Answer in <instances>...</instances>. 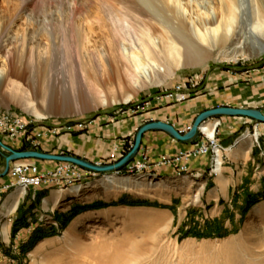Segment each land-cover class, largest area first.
<instances>
[{
	"label": "rangeland",
	"instance_id": "obj_1",
	"mask_svg": "<svg viewBox=\"0 0 264 264\" xmlns=\"http://www.w3.org/2000/svg\"><path fill=\"white\" fill-rule=\"evenodd\" d=\"M178 2L179 14L190 33H194L195 28L202 32L199 24L197 27L199 19L207 20L208 13L217 12L216 0ZM145 14L134 7L132 0H0V119L8 116L3 112H12L38 127L54 128L57 134L50 139L58 141L65 134L85 133L101 115L106 118L121 114L137 116L153 112L157 109L156 105L163 101H168L166 105H171L169 109H177L189 99L204 94L211 83L210 75L221 71L244 72L241 89L247 100L241 106L259 108L264 112V51L252 53L251 45L232 53L228 49L226 54L216 49L211 57L184 62L173 69L172 74L158 75L159 81L153 85L132 89L128 85L132 75L128 79L129 75L121 70L130 55L144 63L152 60L153 53L159 63L170 61L159 48L163 45L157 35L162 31L159 25H155L152 35L156 51L144 53L149 45L142 35L148 22V15ZM166 30L170 36L172 32L167 26ZM126 33L130 34L129 38H125ZM121 50L130 53L128 58H123ZM115 76L122 82L114 80ZM187 79L190 83H186L179 100L170 99L169 93ZM128 95L130 98L125 100ZM101 100H105L106 104H101ZM35 113L41 114V117L35 118L38 117ZM170 117L172 119L173 114ZM221 117L224 116H215L210 119L212 122L206 121L210 125L218 122L216 128L213 127L217 137ZM241 120L240 128L231 136V145L220 141L226 148L218 172L212 171L214 160L209 154L208 166L202 173H192L189 169L180 173H164L156 165L157 161L149 160L144 150L139 154L146 156L145 168L125 166L118 172L119 175L142 177L146 183L150 181L141 187L127 190L92 187L91 184L102 174H89L66 182L63 188L58 182H50L57 189H66L70 196L84 205L120 199L145 200L148 204L121 203L103 207L106 209L102 211L85 212L67 223L66 229L52 232L49 236L56 235L55 242L36 248L34 246L40 239L33 246H26L36 234L31 233L26 243L20 244V248L22 245L26 247L18 255L11 254L10 259L14 261L1 258L0 264H107L100 261L117 253L127 257L126 261H118L117 264H264V246H259L264 241V188L256 195L247 194L244 197L240 222L235 228L222 229V232L209 229L201 232L196 227L192 229L186 212L198 199L200 182L221 173L227 152L238 141H243L246 133L248 139L244 141L262 146L264 124L259 127L261 122L245 117ZM74 121H85L88 126L86 129L74 128L73 132L63 129L64 124ZM175 121H178L177 118ZM135 131L120 137L116 143H120L118 148L130 147ZM201 137L203 135L199 134L192 143ZM36 138H44V131H36ZM1 140L9 145L4 137ZM11 147L31 149L24 144ZM45 152L69 153L64 149ZM5 153L0 149L1 169ZM53 163L52 168L45 169H54L58 162ZM77 186L82 188L78 194L73 192ZM29 189L22 191L12 182L9 187H3L5 193L0 195V203L4 198L11 197L15 190L20 193L17 194L18 202L21 193L28 194ZM157 204H166L169 208ZM7 211L5 214L12 212ZM184 211L186 213L180 219ZM79 217L78 225L70 229ZM7 219L11 220L10 215H5L4 220ZM40 221L45 227H57L51 215H41Z\"/></svg>",
	"mask_w": 264,
	"mask_h": 264
},
{
	"label": "crops",
	"instance_id": "obj_2",
	"mask_svg": "<svg viewBox=\"0 0 264 264\" xmlns=\"http://www.w3.org/2000/svg\"><path fill=\"white\" fill-rule=\"evenodd\" d=\"M244 76V72H214L210 75L209 82L211 81V83L208 85L206 92L189 99L185 102V105L177 109H169L171 105H166L168 101H163L156 105L157 109L153 112H143L137 116L126 117L127 114H121L106 118L101 115L94 120L85 133L65 134L58 141L45 138L40 148L54 152L64 149L71 154L84 157L93 162L101 161L106 158L120 137L131 131L134 132L139 125L147 120L167 121L180 130L190 126L196 114L203 109L216 105L241 106L247 100L245 92L241 89L243 86L241 81ZM237 85L238 87H236ZM172 114L174 117L171 119L170 115ZM123 117L126 118L123 119ZM35 118L39 119V117ZM114 118L118 121H112ZM175 118L178 121H175ZM219 120L221 124L218 126V138L222 143L231 145L232 141L230 142L229 139L240 128L243 121L241 117L232 116H224ZM212 121L209 120V122ZM261 124L264 123H260L259 127L262 126ZM262 135H264V132H262ZM261 144L262 146L257 147L247 141L238 142L227 152V159L221 173L215 178L200 182L198 199L194 200L186 210L189 214L192 229L196 227L201 232H207V229L212 232H222V229L236 227L240 222V210L244 197L247 194L256 195L262 192L264 188L263 136L261 137ZM11 145L19 147L21 145L20 139L18 138L16 143ZM193 146L194 143L177 141L163 131L149 130L142 135L138 153L145 150L149 160L155 162L161 154L172 156L179 150L190 149ZM26 160L37 163L41 169L52 168L55 165L53 161ZM183 162L188 164V171L202 173L208 166V157L198 156ZM159 170L164 173H173V168L168 165L160 166ZM10 181L11 177L9 175L0 177V195L5 193L1 189L2 186ZM50 184L52 183L36 185L29 189L30 193H21L17 207L16 209L13 208L12 212L9 211L11 213L7 211L11 203V200L6 203L9 197L4 198L0 203V259L14 261L10 259L11 254L18 255L21 250L20 244L26 243L28 236L31 233L33 234L36 229L41 233H58L62 229H66L77 216L89 211L106 209L82 211L81 207L84 203L70 196L66 189H57ZM97 202L103 203L104 201ZM73 210L78 213L73 215ZM5 211L9 214H5ZM186 212L184 211L180 219H183ZM46 214L52 216L57 227L42 225L40 216ZM5 215H10L11 220H4ZM67 223L69 224L67 225ZM56 238V235L43 237L35 244L34 248L42 244L53 243Z\"/></svg>",
	"mask_w": 264,
	"mask_h": 264
},
{
	"label": "bare ground",
	"instance_id": "obj_3",
	"mask_svg": "<svg viewBox=\"0 0 264 264\" xmlns=\"http://www.w3.org/2000/svg\"><path fill=\"white\" fill-rule=\"evenodd\" d=\"M132 1L137 10L140 12L144 11L146 13L145 15H148L146 32L142 33V35L144 36L143 39L147 44L149 43V45L147 46L148 48L144 49V53H151V51L154 50L155 41L152 35L156 30L155 25H159L162 31L157 35H159V42L163 44L160 45L159 48L160 51L165 52L166 56L170 59L166 64L159 63L157 62L158 60H156L158 57H155L153 53L150 57L152 60L144 63L137 58H133L129 52L121 50L123 58H128L130 55L128 62L122 64L121 70L129 75L128 79H130L132 75L131 81H128V85L131 86L132 89L139 90L147 85H153L159 81L157 78L158 75L172 74L173 69L183 65L184 62H196L205 56L211 57L213 51L216 49L219 50V53L226 54L228 49L230 51L229 53H232L245 48L247 45H251L252 53L259 54L264 51V0H216L217 12L213 11L212 13H208L207 20L199 19L197 27L199 24L198 28L203 30L200 32L195 28L196 30L194 29V33L191 32L192 34L187 30V26L181 14H179L180 4L178 0ZM166 26L170 29V32H172L170 36L166 34ZM129 35L130 34L126 33L125 38ZM157 41L156 43L159 44ZM181 54L183 55L181 56ZM114 80L119 83L122 82L118 76H115ZM129 98L130 95H128L125 100ZM101 104H106V101L101 100ZM35 114L41 117V114ZM0 121H8V116H4ZM217 125L218 122H214L212 125L204 122L199 126V129L207 136L212 137L215 131L213 127L215 126L216 128ZM246 138L248 139L247 133L242 137V140L244 141ZM5 140L11 145L9 139L5 138ZM14 143H16V141ZM220 151L221 147L211 148V160H214L213 172H218L220 169V163L218 162L220 160L218 158V156H220ZM177 172L180 173V171ZM149 182L150 181L147 183ZM15 183L22 191L30 187V181L28 180H18ZM147 183L142 177L119 175L117 172L103 174L100 178L95 180L91 186L94 188L99 186L117 190H127L134 187H141ZM81 189L82 188L79 186L74 187L73 192L78 194ZM17 194L19 195L20 193L14 192L12 196L9 197V200L6 201V203H9L11 200L9 211L16 206ZM80 219V217L77 218V220L70 225V229H74L75 226L78 225L77 222ZM66 233H68V231ZM259 246H264V241L260 242ZM126 260L127 257L125 258L122 253H117L101 260L100 263L117 264L118 261Z\"/></svg>",
	"mask_w": 264,
	"mask_h": 264
},
{
	"label": "built area",
	"instance_id": "obj_4",
	"mask_svg": "<svg viewBox=\"0 0 264 264\" xmlns=\"http://www.w3.org/2000/svg\"><path fill=\"white\" fill-rule=\"evenodd\" d=\"M186 83H190V80L181 82L176 85L175 91L169 93L170 99L179 100V94H183L184 88H186ZM8 113V121H0V139L5 137L9 139L11 144L19 138L21 144L28 145L31 149L38 150L45 138H50L57 133H54V128L38 127L35 124L29 123V119H25L22 116L14 114L12 112ZM87 124L85 121H74V123H66L63 129L68 132H73L74 128L86 129ZM44 129V130H43ZM189 128L180 129L182 132L187 131ZM36 131H44V138H36ZM199 134L203 135L199 140L194 143V146L190 149L179 150L175 155L159 156L156 165L163 166L168 165L173 168V171H185L188 170V164L183 162L184 160H189L198 156H209L211 154V148L221 147V156L218 162L221 168L223 164V153L225 148L219 138L216 135V130L212 137L207 136L199 129ZM133 144V139H130V147ZM12 146V145H11ZM118 148V144H114L111 151L108 153L105 159L101 161H96L97 163H113L117 161L121 156H123L129 149ZM146 156L137 154L133 161L129 162L125 168H136L143 169L146 167ZM89 174H95L87 171L75 164L69 162H58L56 167L52 170L41 169L39 165L35 162H29L27 160H17L10 163V168L7 173L11 177V181L3 187H9L12 182L18 180H28L30 181V188L36 185L49 184L50 182H58L64 187V183L71 182L75 179H80Z\"/></svg>",
	"mask_w": 264,
	"mask_h": 264
},
{
	"label": "water",
	"instance_id": "obj_5",
	"mask_svg": "<svg viewBox=\"0 0 264 264\" xmlns=\"http://www.w3.org/2000/svg\"><path fill=\"white\" fill-rule=\"evenodd\" d=\"M215 116L245 117L264 123V112L261 109L229 105H216L201 110L196 114L189 129L185 132L177 129L172 123L167 121L152 119L137 127L132 146L113 163H97L71 153H50L36 149L17 150L0 139V149L6 152L3 154L4 165L0 171V177L7 175L11 162L26 159L69 162L95 174L117 173L137 156L141 146L142 135L146 131L160 130L166 132L177 141L192 143L199 136V126Z\"/></svg>",
	"mask_w": 264,
	"mask_h": 264
},
{
	"label": "trees",
	"instance_id": "obj_6",
	"mask_svg": "<svg viewBox=\"0 0 264 264\" xmlns=\"http://www.w3.org/2000/svg\"><path fill=\"white\" fill-rule=\"evenodd\" d=\"M229 141L231 142L232 141V138H230ZM121 203L127 204V205H144V204L146 205V204H148V201H145V200H133V201H129V200H126V199H120L118 201H115V202L113 201V202H110V203L93 202L91 204L83 205L81 207V210L82 211H85V210H94V209H99V208H103V207H107V206H111V205H117V204H121ZM157 205L160 206V207H163V208H169V205H166V204H157ZM73 212H74V210H73ZM77 213L78 212H76V210H75V212L72 213V214L74 215V214H77ZM34 233H36V234H35L34 238L33 239H30L29 243L26 244L27 247L33 246V244L35 243V241H37L39 239H42L43 237H46V236H49V235L52 234V232H49V233H41L38 229H36L34 231ZM26 246L25 245H22L21 249H24Z\"/></svg>",
	"mask_w": 264,
	"mask_h": 264
}]
</instances>
